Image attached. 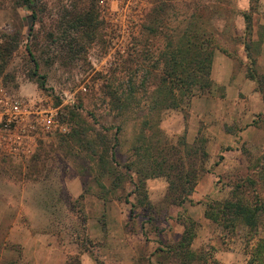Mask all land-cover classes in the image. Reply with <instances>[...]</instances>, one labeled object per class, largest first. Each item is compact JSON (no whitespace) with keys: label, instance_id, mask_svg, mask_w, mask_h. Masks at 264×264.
<instances>
[{"label":"rangeland","instance_id":"rangeland-1","mask_svg":"<svg viewBox=\"0 0 264 264\" xmlns=\"http://www.w3.org/2000/svg\"><path fill=\"white\" fill-rule=\"evenodd\" d=\"M18 1L0 0V97L22 100L29 112L25 125L10 123L13 137L0 146V200L17 211L1 215L3 221L19 214L30 227L57 234L73 264H79L84 249L102 264L105 258L130 264L134 257L136 264H178L158 248L174 245L183 234L184 220L191 219L196 224L193 249L212 252L223 263L246 264L250 255L244 226L233 231L206 217L205 211L208 203L229 197L232 182L259 175L261 182L250 193L258 191L264 202V172L257 170L264 160V98L246 75L248 59L241 43L246 26L241 11L250 7V0H37L36 16ZM164 3L176 9L167 12L172 21L154 36L158 21L166 17ZM196 5L206 11L219 7L217 19L204 28L216 33V51L233 60L236 78L214 82L211 93H196L181 109L158 117L155 137L161 144L185 140L191 149L200 143L208 151L193 202L167 205L168 182L158 176L147 178L149 202L141 203L143 191L133 193L126 168L135 158L140 114L133 110L121 115L110 93L121 89L129 75L138 85L143 69L153 68L155 56L164 49L165 34L181 31ZM91 6L96 12L88 24L73 26L76 15L88 13ZM254 27L255 38L263 36L258 70L264 73V0ZM129 59L132 66L125 70L122 61ZM218 68L222 75L223 61ZM134 93L145 99L140 86ZM51 112L56 125L46 128L42 116ZM75 131L93 141L96 152L66 140ZM202 137L205 143L199 142ZM112 148L119 165L110 162L120 172L114 177L122 180H113L100 167ZM199 163L196 158V167ZM261 221L258 237L264 238L263 215ZM88 224L90 240H81ZM93 224L100 226L98 232Z\"/></svg>","mask_w":264,"mask_h":264},{"label":"trees","instance_id":"trees-1","mask_svg":"<svg viewBox=\"0 0 264 264\" xmlns=\"http://www.w3.org/2000/svg\"><path fill=\"white\" fill-rule=\"evenodd\" d=\"M18 2L30 9L34 16L37 15L35 9L37 0H19ZM259 2L260 0H250V7L241 11L246 26L245 33L240 38L248 59L246 75L256 82L257 90L264 98V73H260L258 70V57L262 51L263 36L260 35L256 39L254 33L255 13ZM175 9V4L164 3L165 15L169 10L174 11ZM209 9L210 11H206L203 6L201 9L197 5L194 6L191 13L187 15L186 23L181 31L171 32L170 35L165 34L164 49L158 53L157 57L155 56L153 68L143 69L145 74L137 85L146 93L144 100L141 97L137 98L138 93L137 96L134 93L137 86L133 85L134 79L131 75H129L130 79L122 84L121 89L112 88L110 93L121 115L128 114L133 110L140 114V130L133 146L135 158L126 165V168L129 171L130 180L135 185L133 193L138 196L139 191H143L140 194L143 195V198L139 199L141 203L146 200L149 202L148 195L145 193L147 178L158 176H164L168 182L164 197L167 205L180 206L187 202L192 203L191 195L196 186L198 174L205 171L204 163L209 157L205 147L199 143L198 146H194L195 149H191L185 140L178 141L173 146H164L161 144V138L155 137V129H160L156 125L158 117L164 111L181 109L190 102V98L196 93L208 94L212 92L214 85L212 64L218 44L214 35L216 33L204 28V23L209 24L217 19L215 12H218L219 7L211 6ZM95 12L94 7L91 6L88 13L77 14V17L75 16L76 18L71 21L73 26H80L82 22L88 24ZM221 18L222 16L219 17V19ZM155 21L157 22V20ZM171 21L168 15L162 17L158 21L159 31H153L154 36L162 34L163 28H167V24ZM152 30L155 29L152 28ZM255 45L257 46L256 51L254 50ZM29 51L34 60V54L31 49ZM38 64V61L35 60L37 67ZM127 66H132L131 59L122 61L121 67L128 70ZM81 132L75 131L66 140H74L79 146H87L92 152H96L95 143L91 140L87 141ZM201 141L205 143L206 139L202 137L199 139V142ZM100 158L102 157L100 156ZM196 158L200 160L199 167H196ZM111 160L117 161L113 148L111 155L101 161L100 167L104 170L103 173L110 175L111 178H114L113 180L117 178L122 180L121 176L114 177L116 173L120 172L110 162ZM116 165H119L118 161ZM135 169L137 177L131 172ZM259 169L264 172V160L258 163L257 170ZM261 179L262 175H259V179L247 177L232 182L229 197L224 201L208 203L205 211L206 217L222 223L233 231H236L240 224L244 226L248 239L246 250L250 255L246 264H264V238L258 237V230L263 223L261 219L262 215L264 216V202L258 191L254 193V196L250 193V188L258 185ZM82 197L83 194L80 195V198ZM83 218L86 220V217L83 216ZM194 225L196 224L191 219H188L187 222L184 220V231L181 238L174 245L159 247L158 250L170 254L169 256H172L178 264H227L218 260L212 252L193 249L192 242L196 236ZM85 228L84 225V230L78 231L81 234L79 238L83 240L85 237V240H90L89 235L85 234ZM85 250L87 251V249ZM66 264H73V262L68 261ZM97 264L102 263L97 260Z\"/></svg>","mask_w":264,"mask_h":264},{"label":"crops","instance_id":"crops-1","mask_svg":"<svg viewBox=\"0 0 264 264\" xmlns=\"http://www.w3.org/2000/svg\"><path fill=\"white\" fill-rule=\"evenodd\" d=\"M220 61H223L222 75H219ZM233 60L226 54L215 52L212 64V79L215 83H227L234 76ZM245 77V75H244ZM236 78V77H235ZM15 213L14 207H9L0 200V264H66L72 254L65 250L64 244L58 241L57 234L50 231L38 230L37 227H30L21 220L19 214L12 221H3L1 215ZM17 212V211H16ZM14 219V220H13ZM99 225L102 226L100 223ZM98 224L96 232H98ZM88 235L91 237L88 224ZM89 250L79 251V264H97V258H92ZM106 264H126L124 261L114 258H105ZM130 264L135 263V257Z\"/></svg>","mask_w":264,"mask_h":264},{"label":"built area","instance_id":"built-area-1","mask_svg":"<svg viewBox=\"0 0 264 264\" xmlns=\"http://www.w3.org/2000/svg\"><path fill=\"white\" fill-rule=\"evenodd\" d=\"M104 0H102L103 2ZM28 109L24 102L20 99L8 100L7 97H0V146L5 147L12 137L10 133V123L17 122L19 124H26ZM42 125L50 128L56 125L54 113L44 114L42 116ZM33 129L34 126L31 125ZM24 131L26 129H23Z\"/></svg>","mask_w":264,"mask_h":264}]
</instances>
